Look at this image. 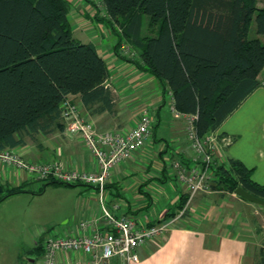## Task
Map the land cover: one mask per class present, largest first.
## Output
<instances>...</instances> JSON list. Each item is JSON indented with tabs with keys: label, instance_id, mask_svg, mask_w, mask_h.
Segmentation results:
<instances>
[{
	"label": "trees",
	"instance_id": "16d2710c",
	"mask_svg": "<svg viewBox=\"0 0 264 264\" xmlns=\"http://www.w3.org/2000/svg\"><path fill=\"white\" fill-rule=\"evenodd\" d=\"M103 1L109 16L103 19L119 27L115 31L138 59L122 57L168 86L177 111L197 116L199 135L217 132L264 87V0L260 8L258 0ZM70 8L68 0H0L1 149L20 146L39 130H63L60 104L66 98H79L91 114L117 112L108 65L94 44L73 36ZM252 16L256 34L249 36ZM214 169L213 189L235 193L242 187L264 199V184L239 159ZM52 184L91 186L50 180L40 192ZM10 186L0 179V203L27 192L22 185ZM181 198L179 209L187 200ZM42 241L32 251L36 257L44 253ZM254 264H264V245Z\"/></svg>",
	"mask_w": 264,
	"mask_h": 264
},
{
	"label": "crops",
	"instance_id": "0c3cea01",
	"mask_svg": "<svg viewBox=\"0 0 264 264\" xmlns=\"http://www.w3.org/2000/svg\"><path fill=\"white\" fill-rule=\"evenodd\" d=\"M68 1L71 4L68 17L73 36L94 44L105 59L110 71L111 89L116 97L115 115L108 112L91 114L79 98L71 97L80 106L81 115L101 131L128 130L145 109L153 115V135L148 144L134 159L111 169L106 190L111 200L108 206L113 211V205L119 202V210L115 212L137 216L148 225L155 224L168 214H177L181 209V197L185 195L188 198L186 190L175 178V170L166 164L168 159L190 164L196 158L188 138V120L175 117L171 91L164 82L122 57L121 46L126 40L122 36L120 39L115 31L119 32L116 24L113 28L107 20L94 16V8L86 0ZM262 4L263 0H258L257 8ZM255 34L256 25L252 16L248 35ZM260 38L264 40L262 36ZM263 73L264 69L261 75ZM223 132L225 137L233 140L219 151L215 162L239 159L253 169V179L264 184V87L250 94L216 133ZM27 138L32 144L27 143ZM14 149H20L26 160L61 162L80 171L98 170L91 153L76 135L66 132V125L63 130L51 134L39 130ZM152 155L157 156L160 163L152 170L144 168V159ZM131 176H134L132 182L122 183ZM0 179L16 186L29 182V179L30 182L35 181L26 171L13 169L0 170ZM92 188L90 194L96 197L97 190ZM97 198L85 204V209L87 206L91 209L84 210L85 218L92 212H99ZM259 208L263 207L234 193L213 188L199 193L190 203L183 220L168 231L164 240L140 247V261L133 264H254L255 256L264 245L260 239L264 209L259 211Z\"/></svg>",
	"mask_w": 264,
	"mask_h": 264
},
{
	"label": "built area",
	"instance_id": "2783aa9c",
	"mask_svg": "<svg viewBox=\"0 0 264 264\" xmlns=\"http://www.w3.org/2000/svg\"><path fill=\"white\" fill-rule=\"evenodd\" d=\"M94 8L93 15L108 18L103 0H86ZM122 56L132 58L129 51ZM172 100L175 117L188 120V138L196 154L192 163L182 160L170 163L175 178L188 194L187 201L175 215L155 224H146L137 216H126L108 206L111 201L106 190L107 176L111 169L122 162L135 158L153 135V115L145 109L131 127L126 129L98 130L81 115L78 103L66 98L60 104L61 117L66 123V132L76 135L82 145L91 153L94 165L98 167L80 171L61 162H34L24 160L20 149L0 148V170L13 168L26 171L35 181L57 180L63 183H83L97 190L99 212H92L86 218L62 227L57 234L43 237L44 253L33 257L34 264H133L140 261L139 248L149 243L162 241L177 223L183 220L192 200L200 192L211 191L216 180L215 157L229 145L232 139L220 138L216 132L199 135L195 126L196 115L177 111ZM221 163V162H220ZM235 194V193H234ZM52 230V229H51Z\"/></svg>",
	"mask_w": 264,
	"mask_h": 264
},
{
	"label": "rangeland",
	"instance_id": "374dc122",
	"mask_svg": "<svg viewBox=\"0 0 264 264\" xmlns=\"http://www.w3.org/2000/svg\"><path fill=\"white\" fill-rule=\"evenodd\" d=\"M121 47L122 51H129L132 58L137 59L136 49L131 44L125 41ZM26 140L27 143L32 144L29 138ZM22 158L26 160L24 156ZM159 163L160 159L152 155L144 159L143 165L144 168L150 167L152 170ZM170 163L171 159H168L166 164ZM14 168L8 169L17 170ZM133 177H128L122 183L129 184L133 181ZM47 183L48 181L30 182L29 179V182L22 185V189L27 192L11 195L0 203V264L32 263L31 259L35 257L32 251L39 240L48 233L57 234V229L60 233L62 227L68 223L73 224L85 218V211L91 210L89 206L85 209V206L92 201V198H97V195L95 197L90 194L93 186L84 185L68 187L52 184L40 192ZM9 185L16 186L11 183ZM261 229L263 235L261 234L260 239L264 243V227Z\"/></svg>",
	"mask_w": 264,
	"mask_h": 264
},
{
	"label": "water",
	"instance_id": "95a60500",
	"mask_svg": "<svg viewBox=\"0 0 264 264\" xmlns=\"http://www.w3.org/2000/svg\"><path fill=\"white\" fill-rule=\"evenodd\" d=\"M235 193L236 195L240 196L245 201H249L251 203H255L261 207H264V199L253 195L252 193L248 192L242 187H238Z\"/></svg>",
	"mask_w": 264,
	"mask_h": 264
},
{
	"label": "bare ground",
	"instance_id": "6f19581e",
	"mask_svg": "<svg viewBox=\"0 0 264 264\" xmlns=\"http://www.w3.org/2000/svg\"><path fill=\"white\" fill-rule=\"evenodd\" d=\"M236 194V193H235Z\"/></svg>",
	"mask_w": 264,
	"mask_h": 264
}]
</instances>
